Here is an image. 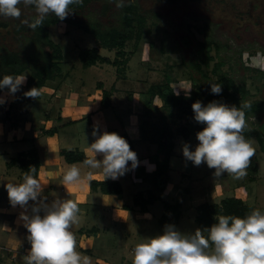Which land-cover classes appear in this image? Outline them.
I'll return each instance as SVG.
<instances>
[{"label":"rangeland","instance_id":"rangeland-1","mask_svg":"<svg viewBox=\"0 0 264 264\" xmlns=\"http://www.w3.org/2000/svg\"><path fill=\"white\" fill-rule=\"evenodd\" d=\"M104 3L105 2L91 3L84 10L78 12L79 14L76 15L74 19L77 21L101 22L105 27L118 26L120 24L119 21L121 19L123 7L118 8L116 6V0H111L107 5L109 7L108 11H102ZM129 3L136 4L139 7V11L147 16V25L149 28L155 24L160 39H163L165 47L168 50L166 54L160 52L163 45L160 44L159 39L157 40V38H154L153 34H151L149 38L145 37L139 42H136L135 39L129 41V43L127 42L125 47V51H127L126 58H135V74L133 73V75L135 76L136 82L138 79V81H147V84L150 85L155 81L163 80L165 74L170 72L168 65L173 63L171 69L173 79L170 80L169 84L174 87L176 93L187 95L190 97L189 102H193L191 98V94L194 92L190 79L191 65H200L199 70L195 68L194 65L192 67L193 76L197 81L211 84L212 81L218 78L217 73H215L213 69L218 62L222 61L220 72L233 77L237 83L243 84L248 90V93L245 95L241 92L236 94L238 97L243 96L241 101L248 103H258L257 101H259V103H264V76H261L262 72H264V0H197L194 2L183 0L178 5H170L156 0H124V5ZM19 7L22 12L19 19L0 17V22L4 21L9 23L7 27H0V47L5 46L10 50L20 51V53L22 55L24 53L23 56H25L26 54L28 55L34 52L35 48L38 49V47L31 45L26 39V37L30 36L29 34L33 33L32 29L25 32H17L16 26H18V22L21 23L25 19L31 21L36 13L34 7H24L23 5ZM26 27L29 28L28 26ZM201 28H205L206 32H201ZM207 35L215 39L221 47L217 49L212 45V49L208 54L211 58L208 59V63H204L203 59L207 58V53L203 51L201 43L205 41ZM49 37L61 46L64 53V59L61 62L64 74V76H62L63 81L60 77L51 82L49 81L48 84L39 88L41 95L37 99L27 98L24 96V92L29 91L26 87L27 79L32 70L29 67L22 74L17 75L26 77V82L21 85L17 93L12 95L9 94L8 89L0 90V97L5 99V103L0 104V133H5V124L15 128V126L19 125L21 122L24 124L28 123L29 125L32 120H39L43 123L42 126L45 128H43L45 131L43 136L36 134V137H34L33 128L28 126V128L21 133L27 136V143L23 145L22 148L31 149L36 146V142L37 144L44 143L45 140L48 139L47 134H50L47 131L51 129L56 130L60 126V124H56L58 121V106L59 112L68 122L80 117L82 118L80 111L75 115L71 114V106L81 105V100L78 96L69 99H66L64 96L62 98L57 97L54 94L56 89L64 90L66 88L64 87V83L67 82L80 90L79 88L82 87L81 81L94 82L90 84L92 87L95 85L96 79H98L93 76L94 73H106V71L109 73V71H112L109 67L106 68L105 64L107 63L99 62L88 68L83 66L80 57L81 51L83 49L93 48L97 46V44L92 34L85 33L76 25L66 21H62L57 25H52L49 28ZM152 39L156 40V42L152 41L153 47L150 46ZM44 49L49 50L46 46ZM101 50H103L100 52L101 55L106 56L108 54L111 61L116 58V50L108 49L107 52L105 48ZM134 53L135 55H133ZM141 58L146 60L144 61L145 64H142ZM136 64H138L137 67ZM122 70L123 69L120 71ZM107 75L108 74H106V76ZM107 79L108 81H112L113 77ZM126 86L127 85L121 83L118 88ZM131 87L132 84L129 86V89H131ZM78 90L76 92L77 95L80 94ZM202 90L204 89L201 88V91ZM106 94V100H108L109 93L107 92ZM132 94L133 92L130 93V91L125 92V99H123L121 103L116 104L119 108L118 117L113 115L115 111L113 113L112 109L109 111L107 108L108 105L102 104V106L97 107L96 110L104 108L103 114L106 112L108 114H105L106 120H112L114 127H116V123L125 126L124 120L129 106H131ZM18 95L21 96L18 97ZM103 98L104 94L102 95V100ZM153 102V107L162 106V100L158 97H156ZM133 103L135 102L133 101ZM10 104L13 106L10 107ZM147 109L148 107L142 103L143 112L140 111V114L145 116ZM155 112L157 111L153 110L154 114ZM163 112L164 110L162 112L159 110L160 114ZM7 113L10 114L8 118L4 117ZM97 116L98 114L92 118L94 125L97 124V120L95 119ZM246 120L250 128L256 129L254 132L255 135L264 137V111L252 114L247 113ZM80 125L82 126L78 127L79 125H73L68 127V124L66 126L67 128H65L66 130H61L60 133L56 134H60L61 138H55V140L62 141L64 134L67 133L70 138H66H69L70 141L75 140L77 142L81 132L84 131V133L87 134V130L89 131V118L85 119ZM192 127L191 130L199 128V126ZM107 132H110V128ZM85 134L82 135L83 142H86L87 138L90 137ZM100 134H103V131ZM141 134L142 129L140 130L139 128L135 130V138ZM196 134L197 133L194 132L190 138L192 149L196 147L198 143ZM73 135L76 139H74ZM37 137L39 141H36ZM252 138L251 143L253 148H256L255 150L258 149V155L260 159H263L261 152L264 153V150L262 146L259 144L256 137ZM29 139L31 141H29ZM136 142H138V146L142 145L141 139H136ZM66 143L67 142H61L59 145L63 146ZM143 143L152 144L145 142V140ZM152 146L153 151L157 145L153 143ZM71 150L78 152L76 149H70L68 151ZM153 164L154 161L151 153L149 158L144 159L142 165L146 166L144 170L146 179L152 181L153 187L155 188L157 187V177L155 176L156 167H154L155 169L152 168ZM202 166L209 172L213 173L215 171L214 169H210L206 163H202L199 167ZM136 172L135 169H132L130 172L127 171L126 174L129 175L130 173L132 179H135L137 177L135 176ZM168 175H171L169 171ZM224 177L223 175V177L221 176L220 178L223 179V183H225L226 186H229L228 179H224ZM170 180L171 178H169V181ZM205 180H207V178ZM169 181L163 187H157V189H160V192H163L162 194L164 196L162 197H164V199L163 201L157 199L155 201L156 205L166 209L167 205L178 204L176 210L168 208L167 210H169L170 215H168L173 221L175 228L181 233L190 235L194 234L197 229L203 230L195 219L197 214L196 208H192L190 206V201H186V195H188V193H186L187 191L185 189L183 190L180 188L181 184L179 179L174 176L171 181L173 184H170ZM240 181L244 183L240 188L247 192V177L240 179ZM207 182H205V184H207ZM256 195L259 197L262 196L261 198L264 200V195ZM237 197L239 198L240 196L237 195ZM255 209L264 212V206H260L258 203L254 204L253 210ZM164 212L165 210L160 214V217H162ZM173 216L177 217L173 218ZM165 226L166 225H162L160 227L157 235L163 234Z\"/></svg>","mask_w":264,"mask_h":264},{"label":"crops","instance_id":"crops-1","mask_svg":"<svg viewBox=\"0 0 264 264\" xmlns=\"http://www.w3.org/2000/svg\"><path fill=\"white\" fill-rule=\"evenodd\" d=\"M101 49L104 48H100L99 53L103 51ZM105 49L107 52L108 49ZM105 57L110 58L108 54ZM125 59V64L120 66L123 69L122 71L118 70L119 67L107 63L105 64L106 68L109 67L112 70L111 72L94 73L93 76L98 79H96L95 85L92 87L90 84L94 82L81 81L82 87L79 88L80 90L67 82L64 83V87H66L64 90L56 89L54 94L57 97L62 98L64 96L66 99H69L78 96L81 100V105L71 106V114L75 115L80 111L82 118L80 117L68 122L59 112L58 106V121L56 124L58 123L60 126L56 130L51 129L47 131H50V134H47L48 139L44 143H35V147L39 153L40 166L38 173L34 176L42 186L41 198L46 199L48 203H51L55 199H72L78 203L80 207V222L74 225L71 230L76 238V251L82 256L89 257L91 264H132L134 247L157 235L158 230L163 225L160 222V214L164 210H167V208L163 209V207L156 205V202L148 205L147 211L141 210L139 206L134 204V196L140 191L146 193L147 190L153 189L155 195L158 197L157 199L162 201L164 199L162 196L164 195L162 191H159V188L153 187L152 181L146 179L144 175L146 166L142 165L144 159L149 158V155L155 152L156 147L152 151L153 144L143 143L144 140L141 135L135 138V130L139 129L142 123L143 115L140 114V111L143 112L142 103L145 104L147 100L145 92L150 85L147 84V81H138V79L137 82L135 81V76L133 75V73L135 74V58H126L125 56ZM141 59L142 64H145L144 61L146 60L144 58ZM106 74L108 75L106 76ZM111 77H113L112 81H108L107 78ZM121 83L127 86L118 88ZM131 84L132 87L129 89ZM77 90L80 91L78 95L76 93ZM103 91L109 93L107 100L109 104L107 108L109 111L112 109V113L115 111L113 115L117 117L119 108L116 104L121 103L125 99V92H133L131 106H129L124 120L125 126L116 123V127H114L112 120H106L105 114H108L107 112L103 114L104 108L96 110L97 107L102 106ZM96 114L98 116L95 117L97 120L95 126L97 125L98 129L101 130L99 131L100 133L110 128V132H115L120 136L125 133L131 139L134 146L133 151L137 153L140 162L139 166L135 169L137 171L135 174L137 177L135 179H132L130 173L129 175L125 173V175L115 180L111 178L105 179L101 169H89L80 161L73 163L67 162L62 155L63 150L68 151L70 149H76V151L85 154V156L92 155L89 150V145L95 140V137L91 133L94 126L92 118ZM88 118L89 131L87 130V134L84 131L81 132L77 142L75 140L70 141L67 133L64 134L62 141L55 140V138H61L60 134H56L60 133L61 130H66L65 128H67L66 126L68 124V127L73 125H79L78 127H81L82 125L80 124ZM42 125L43 123L39 120H32L29 125L28 123L24 124L21 122L15 128L5 124V133H0V246L6 250L3 252L2 257H4L0 260V264H25L23 257L31 247L27 241V230L23 227V222L18 219L23 209L19 206L13 208L10 205L5 185L7 183L20 184L23 182L24 170L18 164H11L10 161L18 153L29 150V148H22L27 143V136L21 133L29 126L34 130V137H36V134L43 136L45 134V128ZM197 126L199 128L191 130L189 136H177L175 138V147L169 160L168 171L171 173L169 176L171 178L169 181L170 184H173L171 181L174 176L179 179L181 184L180 188L187 191L186 201H190L192 208H196L197 205L206 201L209 203H220L222 199L227 197L226 195L232 197L239 195V198L252 207L256 203L264 206L262 196L259 197L256 195H264V153L261 152L263 159H260L258 149L255 150V155L251 160V164L247 169V175L245 176L248 180L246 184L247 192L240 188L244 185L243 181L234 179L232 176L228 177L227 174H224V179L227 178L229 183V186H226L222 178H214V172H209L203 166H195L193 162L186 160L183 156L184 144H189L190 150H195V147L192 149L191 135L194 132L198 133L202 131L204 125L196 123L194 127ZM248 128L252 129L249 125ZM84 134L88 135V137L90 136L86 142H83L84 140L82 139V135ZM138 138L142 141L141 146H138V142H136ZM252 139L248 141L251 143ZM29 141L31 140L29 139ZM36 141H39L38 137ZM61 142L67 143L61 146L59 145ZM102 158V156L97 157V159L101 160ZM72 165H76L80 169L82 177L86 176L89 171H92L93 177L91 181H118L122 188L121 193H104L100 186L92 187L91 181H85L82 186L69 185L66 188L62 182L63 175ZM152 166H155V162ZM130 167L131 162L129 163V170L131 171L132 169ZM206 178L207 180H205ZM167 211L170 215L169 210Z\"/></svg>","mask_w":264,"mask_h":264},{"label":"clouds","instance_id":"clouds-1","mask_svg":"<svg viewBox=\"0 0 264 264\" xmlns=\"http://www.w3.org/2000/svg\"><path fill=\"white\" fill-rule=\"evenodd\" d=\"M82 3L83 0H0V17L19 19L20 5L34 7L36 15L31 21L25 19L21 23L35 30L50 14L63 21L73 12L70 6ZM116 6L124 7V0H116ZM25 82L24 76L5 75L0 79V90L8 89L14 95ZM211 92L220 94L221 84L211 83ZM40 95L36 87L24 92L25 97L32 99ZM3 103L5 99L0 97V104ZM250 107L244 101L240 107L217 101L206 106L200 101L193 103L194 119L204 127L196 134L199 143L194 151L189 144H184V158L195 166L206 163L215 170V179L224 174L237 180L244 178L255 155V149L243 135L248 127L245 109ZM91 134L95 140L89 145L92 155L83 161L86 167L101 169L105 179L115 180L129 171V162L131 169L139 166L137 153L125 138L115 132L100 134L95 125ZM34 173L35 168H30L22 183L5 185L10 205L23 209L18 219L23 222L31 245L23 257L25 264H91L89 257L76 251V238L71 230L80 222L78 203L72 199L46 202L41 198L42 186ZM92 177V171L82 177L80 169L72 165L64 173L62 182L66 188L82 186ZM215 220L210 228L197 229L190 235L166 225L162 235L134 247L132 264H264V212L255 209L243 218L219 215Z\"/></svg>","mask_w":264,"mask_h":264},{"label":"trees","instance_id":"trees-1","mask_svg":"<svg viewBox=\"0 0 264 264\" xmlns=\"http://www.w3.org/2000/svg\"><path fill=\"white\" fill-rule=\"evenodd\" d=\"M110 1L111 0H83L81 5L70 6L73 12H71L68 17L63 20L70 24L76 25L85 33H90L94 36L97 46L83 49L80 53L81 61L83 62L84 67H89L101 62L113 64L119 67L118 70H121L122 68H120V66H122V64L124 65L126 62V43L134 39L136 42H139L145 37L149 38L151 34L154 35L155 39H159L160 44L163 45L160 52L164 54L167 53L168 50L165 47V42L163 39H160L158 29L156 28L155 24H153V26L150 28L148 27L147 16L139 11V7L136 4L129 3L124 5L120 17L121 19L119 21L120 24L118 26L105 27L101 24V22H91L85 20L77 21L74 19V17L79 14L78 12L84 10L94 2H105L102 11H108L109 7L107 5ZM156 1L170 5H178L183 0ZM187 1L194 2L197 0ZM60 22L62 21L56 18L55 15L50 14L45 18L41 27L32 30L33 33L29 34L30 36L26 37V39L31 45L38 47V49L35 48L34 52L28 55L26 54L23 56L24 53L22 55L20 51L18 52L15 50H10L5 46L0 47V79H3V76L5 75H20L29 67L32 69L27 79L26 87L29 90H31L33 87L39 89L48 84L49 81L51 82L58 77L62 79L64 74L61 62L64 59V53L61 46L55 43L49 37L50 26L57 25ZM18 23V26H16L17 32L31 30L24 24L20 22ZM8 24V22L1 21L0 27H7ZM200 31L204 32L205 28H201ZM152 41L156 42V40L152 39L150 42V46L153 47ZM212 45H214L217 49H220L221 47L215 39L207 35L205 41L201 43L203 51H206L207 53V58L203 59L204 63H208V59L211 58L208 54L212 49ZM45 46L48 47L49 50H45ZM102 47L109 50H116V58L111 61V59L108 57L102 56L99 53V48ZM222 63L223 62L220 61L215 65L213 71L217 73L218 78L211 82L221 84L222 92L220 94H213L211 92V84H207L205 82L201 83L193 76L192 67L194 65L195 68L199 70V64H193L190 67V79L194 89V92L191 94L193 102H189L190 97L187 95L176 93L174 87L169 84L170 80L173 79V74L171 72L173 63L168 65L170 72L165 74L163 80L151 83L146 90L145 93L148 98L145 101V104L148 109L145 112V116L143 115L142 117L140 130L142 129L141 136L143 140L152 144L155 143L157 145L155 152L152 154V159L156 165L155 176L157 177V187L160 188L169 181V160L175 147V138L177 136H189L191 129L193 128L192 126H195L197 123L194 119L192 104L196 101H200L206 106L212 101H217L219 103L227 104L230 107L233 105L240 107L243 96L238 97L236 94L238 92H241L243 95L248 93V90L243 84L237 83L233 77L220 72ZM261 76H264V72H262ZM200 87L204 90L201 91ZM106 93L107 92L104 91V98L102 100L103 105L109 104L106 100ZM20 96L21 95H18V97ZM156 97L162 100V106L153 107V101ZM257 102L258 103H250L251 107L245 109L246 115L247 113L252 114L259 111H264V103H259V101ZM12 106L13 105H10V107ZM153 110H156L157 112L154 114ZM159 110H161V112L164 110V112L160 114ZM9 116L10 114L7 113L4 117L8 118ZM255 130L256 129L254 128H246L243 132V135L247 140H250L252 137H256L259 144L262 146V149L264 150V137L261 135H255ZM121 137L127 140V142L130 144L131 150H133L134 146L129 136L124 134ZM62 155L65 157L66 161L70 163L79 161L83 162L86 158L85 154L74 151L63 150ZM10 163L18 164L25 173L28 172L30 168L34 167V175H36L40 166V158L37 148L34 146L26 152L18 153L11 159ZM91 186H100L104 193L117 194L121 193L122 190L120 183L118 181L112 180L91 181ZM157 198L158 197L155 195L153 189H149L146 193L143 191L136 193L133 200L134 204L139 206L141 210L147 211L148 205L153 204ZM177 205L178 204H170L167 205V208L176 210ZM196 211L197 214L195 219L199 226L204 230L205 228H210L212 224L216 222V216L232 215L243 218L253 211V207L246 204L241 198L226 197L222 199L220 203H209L207 201L200 203L196 206ZM175 217L177 216H173V218ZM160 222L163 225L175 226L171 218H169L167 210L160 218ZM204 235L207 236V232H204ZM3 257L1 256L0 260H2Z\"/></svg>","mask_w":264,"mask_h":264},{"label":"built area","instance_id":"built-area-1","mask_svg":"<svg viewBox=\"0 0 264 264\" xmlns=\"http://www.w3.org/2000/svg\"><path fill=\"white\" fill-rule=\"evenodd\" d=\"M4 248L2 246H0V257L3 255V252H4ZM6 251V250H5Z\"/></svg>","mask_w":264,"mask_h":264}]
</instances>
